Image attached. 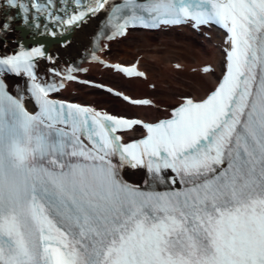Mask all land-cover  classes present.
<instances>
[{"label": "snow or ice", "instance_id": "1", "mask_svg": "<svg viewBox=\"0 0 264 264\" xmlns=\"http://www.w3.org/2000/svg\"><path fill=\"white\" fill-rule=\"evenodd\" d=\"M4 4L36 29L32 10L62 26L105 11L110 41L138 26L214 24L229 47L215 90L199 102L185 98L156 123L50 99L64 83L41 82L40 47L0 57V264H264V0ZM15 18L0 20V32ZM106 66L144 76L135 65ZM76 71L55 75L72 81ZM6 75L29 79L37 112L8 91ZM136 125L146 136L122 143L117 133ZM124 167L180 187L144 190L121 177Z\"/></svg>", "mask_w": 264, "mask_h": 264}, {"label": "bare ground", "instance_id": "2", "mask_svg": "<svg viewBox=\"0 0 264 264\" xmlns=\"http://www.w3.org/2000/svg\"><path fill=\"white\" fill-rule=\"evenodd\" d=\"M93 31L92 23L84 26L74 44L64 50L55 51L57 58L53 62L60 64L79 57L84 50L86 40ZM196 34H184L179 31H163L159 34L133 32L120 42H115L110 47L102 49L103 58L109 62L119 65L138 62L146 73L147 79L154 83V87L153 84H149L146 88L141 79L118 77L111 74L109 70H104L101 78L131 94L134 99L147 95L165 102L174 100L176 103L179 98L190 94L197 97L208 95L218 77L223 44L216 36L200 37ZM11 46L12 48L18 47L14 44ZM119 59H123V62ZM168 66L174 69L175 74L169 73ZM205 67H208L210 71L204 72ZM161 81L166 86H162ZM86 89L88 93L80 92L66 95V97L83 102H96V104H102L103 108H107V105L108 109L116 114L142 116L149 120L160 119L159 112L163 111V106L160 105L154 106L160 111L149 107L131 108L116 99L98 94L93 87ZM90 95H99L100 98L95 96L97 98L95 100ZM128 176L134 182H141L146 178V171L142 168L130 170Z\"/></svg>", "mask_w": 264, "mask_h": 264}, {"label": "rangeland", "instance_id": "3", "mask_svg": "<svg viewBox=\"0 0 264 264\" xmlns=\"http://www.w3.org/2000/svg\"><path fill=\"white\" fill-rule=\"evenodd\" d=\"M119 60H121V61H123V59H119ZM169 67V66H168ZM172 67H169V73L170 74H175L174 73V71H173V68L171 69ZM87 71H86V68H85V71H84V76L87 78V80H92V79H95L98 83H102L103 81H105L104 79H102L101 78V74H99V72H94V73H90V74H88V73H86ZM178 75V74H177ZM142 84L146 87V88H148V86H147V84L146 83H143L142 82ZM148 84H153V87H154V83H148ZM160 84L162 85V86H166V84L163 82V81H161L160 82ZM74 91H76V92H78V93H80V92H86V89L83 87V86H75V88H74ZM88 93V92H87ZM99 94V93H98ZM191 95V94H190ZM92 98H94L95 100L97 99L96 97H98V98H100V96L99 95H90ZM96 96V97H95ZM155 99H158V98H155ZM158 101H160V102H158V104L160 105V106H166V105H171L172 106V104H174V100H172V101H167V102H165V101H161L160 99L158 100ZM99 106H101L100 104H98ZM102 107V106H101ZM106 107L108 108V106L106 105Z\"/></svg>", "mask_w": 264, "mask_h": 264}]
</instances>
